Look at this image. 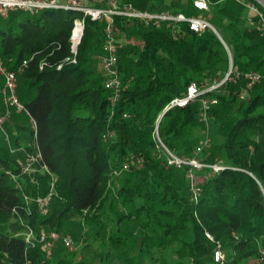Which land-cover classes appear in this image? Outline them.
I'll use <instances>...</instances> for the list:
<instances>
[{"label": "trees", "instance_id": "1", "mask_svg": "<svg viewBox=\"0 0 264 264\" xmlns=\"http://www.w3.org/2000/svg\"><path fill=\"white\" fill-rule=\"evenodd\" d=\"M209 3L200 12L224 42L186 22L156 27L116 17L124 38L122 89L114 106L100 68L102 22L87 18L76 62H70L78 13L16 12L2 21L0 60L9 70L28 62L17 94L36 120L37 134L31 129L32 137H26L28 124L13 111L6 126L12 147L22 150L12 152L6 138L0 139V264H262L264 37L247 24L261 21L247 4L263 17L264 6L257 0ZM154 7L189 17L197 10L191 0H158ZM224 43L232 52L231 77H241L204 94L218 99L211 127L217 125L221 138L200 155L203 163L224 169L195 170V196L187 177L191 168L167 165L155 129L162 116L158 129L166 147L193 154L200 139L199 101L165 108L192 82L225 80L230 57ZM251 71L262 79L246 91L243 75ZM3 85L0 75V90ZM35 145L41 164L23 173ZM30 230L71 235L82 250L91 249L90 263H76L62 241L48 256L41 243L26 241ZM217 250L223 261L215 260Z\"/></svg>", "mask_w": 264, "mask_h": 264}, {"label": "built area", "instance_id": "2", "mask_svg": "<svg viewBox=\"0 0 264 264\" xmlns=\"http://www.w3.org/2000/svg\"><path fill=\"white\" fill-rule=\"evenodd\" d=\"M146 1L149 2V9L137 8V6L131 2L120 5V0H0V17H8L11 10H21L31 14H36L40 11L48 9L66 10L78 13L79 16L74 21L70 37L71 52L73 54L71 58H67L70 62H76L78 46L84 35L87 18H90L93 21L102 22L104 24V41L102 54L99 56L100 68H102L105 72L106 79L104 85L105 88L112 91L111 102L114 106L120 97L122 89V80L118 68L120 50L123 45L122 38H124V36L120 33L119 26L116 23L117 16H122L129 20L142 21L146 26L156 27L163 23L173 27L175 24L186 22L189 23L190 28L195 32H216L219 34L215 26L204 18H198L196 16L189 17L181 11L174 13L170 10H159L153 5V3H156L158 0ZM191 2L194 8L199 11L208 10L210 7L209 0H191ZM247 6L251 10L255 11V13L259 14L261 21L257 24H253L260 35L264 37L263 15L259 13L252 4L248 3ZM174 34H176L175 29ZM131 42V40L128 41V43ZM225 47L228 51L229 57L233 58L230 48L226 44ZM27 64L28 62L25 60L17 70H9L0 60V75L4 78V85L0 90V94L2 95V100L6 107L5 113L0 114V130L4 131L3 128L6 120L14 111L17 114H24L29 118L31 128L33 130V136L36 137L37 122L29 113L25 104L19 99L17 94L18 75L24 71ZM43 66L44 63L42 64V67ZM232 72L233 66L230 73L227 75V78L229 80L233 79V81L236 82V80L241 77V74L237 72L231 77ZM243 76L246 80V91L252 90L253 87L262 79L261 74L254 71L247 72ZM227 78L222 82L215 81L211 85H207L208 88L205 90L203 89L205 84L192 82L183 96L174 98L165 108V111H167L173 107H185L194 101H199V123L201 125L199 131L200 139L192 155L181 156L171 152L162 142L159 135L158 127L162 116L157 120L155 138L159 146L167 152V165L178 169H182L185 166H189L191 168L187 177L190 180L191 190L195 196H197L200 192L198 180L194 173L195 170H202L204 167L208 166L216 173L224 169V167L220 164L208 165L203 163L200 160V155L211 146L212 108L218 103V99L216 97H206L204 94L206 92L219 89ZM124 116L127 117L128 115L124 114ZM5 138L11 147L12 152L22 150L21 148L12 147L9 135H6ZM41 161L42 154L40 148L35 145V152L27 153L26 162L21 166L23 173L31 172L36 165L41 164ZM43 167L46 168V166ZM16 178L17 177L13 175V179ZM208 237L211 236L208 234ZM26 241L29 243H41L48 256L52 255L54 244L58 241H62L70 251H73L76 248V243L71 235H61L57 231L47 232L42 230L39 235H36L33 230H30L26 235ZM223 259V253L221 250H217L215 252V260L223 261ZM259 262L264 264V247L260 248Z\"/></svg>", "mask_w": 264, "mask_h": 264}, {"label": "rangeland", "instance_id": "3", "mask_svg": "<svg viewBox=\"0 0 264 264\" xmlns=\"http://www.w3.org/2000/svg\"><path fill=\"white\" fill-rule=\"evenodd\" d=\"M129 2H131V3H133V4H135L136 6H137V8H141V9H149V2H147L146 0H120V5H123L124 3H129ZM153 5H154V3H153ZM16 12H24V11H21V10H11L10 11V13H9V15H8V17H6V18H2V17H0V28H4L3 26H2V21L3 20H7L11 15H13V14H15ZM192 14V16H196V17H198V18H203V14L200 12V11H198V10H195L194 12H192L191 13ZM254 13L253 12H250V15H253ZM77 16V14L75 13V14H73V17H76ZM248 25H251V26H254V24L253 23H250L249 21H248V23H247ZM100 53L102 54V51L101 52H99V55H100ZM229 67H230V65H229ZM230 73V68H229V71H228V73L226 74V77H225V79L227 78V75ZM20 75V74H19ZM19 75H18V77H19ZM4 79V78H3ZM228 79V78H227ZM240 79H237L236 80V82L237 81H239ZM230 81H232L233 83H235V81H233V79H231ZM207 85H211V84H205V87L203 88L204 90L205 89H207L208 88V86ZM33 95H34V93H32V94H30V95H28L27 96V98H26V100H29V99H31L32 97H33ZM246 97V96H245ZM3 106H4V111H6V107H5V104L3 103ZM5 113V112H4ZM2 114V113H1ZM11 116V115H10ZM9 116V117H10ZM20 116H22V123H24V124H28V129H27V131L25 132V135H26V137H28L29 139L32 137V133H31V123H30V121H29V118L26 116V115H24V114H21ZM9 117L7 118V120H6V122L8 123V121H9ZM23 118H25V119H23ZM6 122H5V125H4V131H1L0 130V139H3L6 135H9L10 136V138L12 137L11 135H10V133L11 132H9V130H8V128H7V126H6ZM218 127H217V125H213L212 127H211V137H213V138H215L216 136H218ZM28 139V140H29ZM12 140V139H11ZM213 140V139H212ZM36 168H33V170H35ZM32 170V171H33ZM46 231V230H45ZM54 248V247H53ZM69 252H71V254H73L74 255V259H75V262L76 263H78L79 261H85V263H90V259H91V254H92V252H91V249H86V250H82L81 249V247L80 246H78V245H76V248H75V250H73V251H70V250H68ZM52 253H53V250H52Z\"/></svg>", "mask_w": 264, "mask_h": 264}, {"label": "water", "instance_id": "4", "mask_svg": "<svg viewBox=\"0 0 264 264\" xmlns=\"http://www.w3.org/2000/svg\"><path fill=\"white\" fill-rule=\"evenodd\" d=\"M257 1H259V2L264 6V1H263V0H257ZM215 34L220 38V40L223 41V39H222V37L220 36V34H218V33H216V32H215ZM232 66H233V58L230 57V67H229L230 70H231Z\"/></svg>", "mask_w": 264, "mask_h": 264}, {"label": "crops", "instance_id": "5", "mask_svg": "<svg viewBox=\"0 0 264 264\" xmlns=\"http://www.w3.org/2000/svg\"><path fill=\"white\" fill-rule=\"evenodd\" d=\"M249 22H250V23H253L252 21H249ZM251 25H252V24H251ZM251 25H249V26H251ZM219 138H221L220 135L216 136L215 138L212 137V139H219Z\"/></svg>", "mask_w": 264, "mask_h": 264}]
</instances>
